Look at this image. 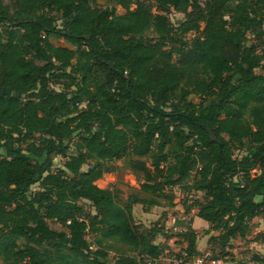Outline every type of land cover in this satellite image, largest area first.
Instances as JSON below:
<instances>
[{
	"label": "trees",
	"instance_id": "trees-1",
	"mask_svg": "<svg viewBox=\"0 0 264 264\" xmlns=\"http://www.w3.org/2000/svg\"><path fill=\"white\" fill-rule=\"evenodd\" d=\"M99 1L0 0L6 264H161L168 244L155 240L171 236L137 223L133 207L173 204L176 186L204 193L197 216L223 246L264 215V0ZM55 154L66 158L58 170ZM130 154L150 195L120 203L96 181ZM181 233L198 254L197 232Z\"/></svg>",
	"mask_w": 264,
	"mask_h": 264
},
{
	"label": "rangeland",
	"instance_id": "rangeland-1",
	"mask_svg": "<svg viewBox=\"0 0 264 264\" xmlns=\"http://www.w3.org/2000/svg\"><path fill=\"white\" fill-rule=\"evenodd\" d=\"M10 8H14L15 0H3ZM101 5H105L109 0H100ZM119 11H123L119 9ZM155 11V10H153ZM170 18L174 25H179L185 18L183 13H170ZM52 42L59 46L66 41L62 38L52 36ZM259 42L258 39L251 35L250 43ZM69 45V44H68ZM264 47L261 45L259 48ZM190 101L198 102L199 98L195 94H191L189 97ZM74 146L72 145V149ZM133 158H138L133 155H128L125 159L116 161L114 163H108L110 171L105 173L102 178L96 181V184L102 188H111L114 189L117 194V200L120 203L126 202L130 194H137L140 197H148L149 192H146L141 189V182L143 181V171L134 170L130 166V160ZM141 160L146 161L149 165L152 162L151 156L142 157ZM66 158L55 154L53 156L54 170H58L61 167H64ZM88 165L84 164L83 169L86 170ZM40 189L38 183L32 186V190L36 191ZM172 192L175 194L173 204H169L168 201L162 199L161 206H152L145 207L142 204H136L137 209L133 212L134 219L137 223L142 224L146 228L152 226L163 224L167 228V236L170 238H162L160 240L161 244H170L168 249L165 251V257L170 256L172 253H181L186 250L187 243L185 242L182 233L187 229V225L190 223L193 210L196 208L195 202L205 201L206 197L202 192L190 191L186 188L179 186L173 187ZM258 200H261L262 197H258ZM80 205L88 212H95L92 204L87 200H81ZM145 212H149L151 215H148ZM203 220V219H202ZM205 222V220H203ZM188 222V223H187ZM49 225L57 230H66V227L62 224L57 223L53 220H48ZM190 225V224H189ZM197 240L196 247L198 254L202 255L205 253H210L212 256L217 257L218 255H224L226 252H229L232 258L237 260L245 261V264H258V261L255 260L254 256L259 255L264 257V215L256 216L252 219L250 224V231L245 237H235L231 240L230 245L223 246L221 242L218 241L219 232L212 230L209 224L207 227L203 225H197ZM213 237L211 240H209ZM159 239V235L156 240ZM166 239V240H164ZM168 241V243H167ZM116 248L128 250L126 246L116 243ZM117 255V250L112 249L109 251L108 260L111 261L114 256ZM161 264H168V261L163 258ZM0 264H6L0 258ZM262 264V263H261Z\"/></svg>",
	"mask_w": 264,
	"mask_h": 264
},
{
	"label": "built area",
	"instance_id": "built-area-1",
	"mask_svg": "<svg viewBox=\"0 0 264 264\" xmlns=\"http://www.w3.org/2000/svg\"><path fill=\"white\" fill-rule=\"evenodd\" d=\"M166 228L165 226V229ZM163 258H165L168 263L173 264H245V261L237 260L232 257H214L210 253L191 255L186 250L179 254L174 252L168 257L163 256L162 259Z\"/></svg>",
	"mask_w": 264,
	"mask_h": 264
},
{
	"label": "crops",
	"instance_id": "crops-1",
	"mask_svg": "<svg viewBox=\"0 0 264 264\" xmlns=\"http://www.w3.org/2000/svg\"><path fill=\"white\" fill-rule=\"evenodd\" d=\"M50 39H51V41H52V36L50 37ZM62 45H68V43L66 42V43H64V44H62ZM99 180V179H98ZM97 180V181H98ZM98 185V184H97ZM137 207L138 206H136V204L134 205V207H133V212L137 209ZM198 210H199V208L198 207H196L194 210H193V214H192V218H191V221H190V225H191V227L197 232V225H203V227H207V225H208V222L207 221H203L202 220V218H200L199 216H197V213H198ZM146 214H147V216L148 215H151L149 212H145ZM188 223V222H187ZM162 238H164L163 237V235H159V239H157V243H160V240L162 239ZM164 240H166V239H164ZM167 243H168V241H167ZM168 245H170V244H168Z\"/></svg>",
	"mask_w": 264,
	"mask_h": 264
}]
</instances>
